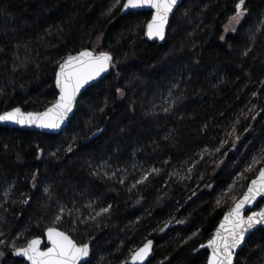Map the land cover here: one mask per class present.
<instances>
[{
	"label": "trees",
	"instance_id": "trees-1",
	"mask_svg": "<svg viewBox=\"0 0 264 264\" xmlns=\"http://www.w3.org/2000/svg\"><path fill=\"white\" fill-rule=\"evenodd\" d=\"M124 2L0 0V114L50 107L68 55L114 57L60 135L0 127V239L22 247L57 227L92 243L91 264H129L150 239L148 264H207L200 245L264 166L247 171L264 150V0H246L235 32L238 0H184L164 44L144 37L151 13L121 17ZM235 264H264V230Z\"/></svg>",
	"mask_w": 264,
	"mask_h": 264
},
{
	"label": "snow or ice",
	"instance_id": "snow-or-ice-1",
	"mask_svg": "<svg viewBox=\"0 0 264 264\" xmlns=\"http://www.w3.org/2000/svg\"><path fill=\"white\" fill-rule=\"evenodd\" d=\"M177 4L178 0H126L121 5V10L126 12L130 9L145 7L154 9L152 20L147 24L146 35L149 39L163 41L169 15ZM117 5H120V0H117ZM235 9V14L230 17L225 32L229 30L235 32L236 25H240L248 14L246 0H238ZM261 29H264V21H261L257 31ZM221 39L223 40L224 37L221 36ZM113 63L114 57L108 52L97 54L85 49L77 55H68L59 65L55 76V86L59 89L58 99L42 112H25L19 107L6 111L0 115V123H14L51 131L60 130L69 120L70 114L73 113L77 97L80 96L82 89H86L87 86L92 85L93 81L108 72L113 67ZM118 91L123 95V90L118 89ZM172 103L174 104V102ZM164 111H169V108H165ZM71 150L69 147L68 151ZM216 151H219V148ZM258 163H264V150L259 157L253 158L247 171H252ZM152 171L157 172L158 170L154 168ZM147 178L144 176L140 182L142 183ZM120 182L123 183L122 180ZM45 191L48 189L46 188ZM258 197H264V167L258 169L257 178L251 181L243 198L238 200L224 216L214 237L208 241L206 247L211 249V255L207 264H234L236 250L245 243L246 235L250 234L251 230L256 229L257 226H261V229L264 230V208L252 211L249 215L244 213L245 206L254 204ZM24 202L27 203V200ZM110 210L111 206L109 205L102 208L97 215L108 213ZM60 219L62 216L58 215L56 221L58 222ZM0 236H3L2 232H0ZM46 236L48 243L43 249L41 248L42 240L39 238L27 241L26 245L22 247L17 246L15 241L0 239V246L10 243L13 255L26 259L30 264H82V261L83 264H91V261L87 259L91 254L89 243H77L56 227L47 228ZM152 247L153 241L148 240L142 247L135 250L131 255L132 264H145L152 253ZM200 247L204 248L205 245L202 244ZM3 255L4 252L0 251V256Z\"/></svg>",
	"mask_w": 264,
	"mask_h": 264
},
{
	"label": "water",
	"instance_id": "water-1",
	"mask_svg": "<svg viewBox=\"0 0 264 264\" xmlns=\"http://www.w3.org/2000/svg\"><path fill=\"white\" fill-rule=\"evenodd\" d=\"M183 1H184V0H178V4H177L176 8H174V9H173V12L169 15L168 24H167L166 27H165V39H164L163 41H160L159 39H156V40L149 39V38L147 37V35H146V31H147V25H146V26H145V31H144V37H145V39H146L147 41L152 42V43H160V44H164V43L166 42V40H167V34H168V30H169V27H170V22H171V20H172V18H173V16H174V14L176 13L177 9L180 7V5H181V3H182ZM125 2H126V0H125ZM142 11H146V12H149V13L152 14V16H151V18H150V20H149V22H151L152 17H153V15H154V9L147 8V7H145V8H141V9H130V10L126 11V12L121 10L120 15H121V17H123V16H125L126 14H128V13H130V12H131V13H136V12H142ZM149 22H148V23H149ZM148 23H147V24H148ZM84 50H85V49H84ZM87 50L93 51V52H95V53H97V54L100 53V52L95 51V50H92V49H87ZM78 53H79V52H78ZM78 53H75V54H72V55H77ZM66 58H67V57H66ZM66 58H65V59H66ZM63 61H64V60H63ZM63 61H62V62H63ZM62 62H61V63H62ZM58 68H59V67H58ZM57 71H58V69H57ZM110 73H111V68L109 69L108 72L104 73V74H103L98 80L93 81V82H92V85L87 86L86 89H82L80 96L77 97V102H76V105H75V107H74V109H73V113L70 114L69 120L66 121L65 124H64V125L61 127V129L58 130V131H51V130H47V129H40V128H37V127L20 126V125L14 124V123H0V127H8V128H16V129H19V130L35 131V132H39V133H43V134H47V135H60V134H61V133L67 128V126L69 125L71 119L74 117V115H75V113H76V110H77L78 103H79L81 97L83 96V94H84V93H85L90 87H92V86H94L95 84H97L98 82H100L102 79H104V78H105L106 76H108ZM57 91H58V94H59V89H58V88H57ZM57 99H58V97H57ZM19 108H20V107H19ZM13 109H14V108H13ZM13 109H10V110H7V111H11V110H13ZM20 109H21L22 111H24L22 108H20ZM43 111H44V110H43ZM5 112H6V111H5ZM40 112H42V111H40ZM3 113H4V112H3ZM3 113H2V114H3ZM2 114H0V115H2ZM103 130H104V129L95 132V133L90 137V140L99 137V136L101 135V133L103 132ZM263 167H264V166H263ZM257 175H258V173H257ZM257 175H256V177H254L253 179H256V178H257ZM253 179H252V180H253ZM252 180H251V181H252ZM251 181L249 182V184H248V186H247L245 192L243 193V195H242L238 200H240V199L243 198L244 194L247 192V189H248L249 185L251 184ZM238 200H237V201H238ZM237 201H236V202H237ZM236 202H235V203H236ZM235 203H234V204H235ZM234 204H233V206H234ZM260 205H261V206H260ZM233 206H232V207H233ZM259 206H260V208H259ZM232 207H231V208H232ZM231 208H230V209L224 214V216H225V215L231 210ZM261 208H264V197H258L257 200H256V202H255L254 204H252V205H246V206H245V209H244V213H245V215H249V214H251L252 211H259ZM224 216H223V218H224ZM223 218L221 219L220 223L223 222ZM220 223L218 224L216 230L219 228ZM56 228H57V227H56ZM58 229H59V228H58ZM258 229H261V226H257L256 229L251 230V233H250V234L246 235V237H245V243H246V241L248 240V238H249L254 232H256ZM59 230H61V229H59ZM216 230L214 231V234H213L212 238L214 237ZM46 231H47V230H46ZM46 231H45L44 237H36V238H39V239L42 240V244H41V248H42V249L45 248V246H47V243H48V242H47ZM61 231H63V230H61ZM63 232H65V231H63ZM65 233H66V232H65ZM66 234H68V233H66ZM68 235H69V234H68ZM69 236H70V235H69ZM70 237H71V236H70ZM71 238H72V237H71ZM212 238H211V239H212ZM72 239H73V238H72ZM73 240H74V239H73ZM150 240L153 241L152 253H151V255L148 257V259L145 261V264H148L149 261L152 260V259L154 258V255H155V253H154V245H155V242H154V240H152V239H150ZM208 241H209V240H208ZM208 241H207L205 244H203V245H205V247H204V248H201V247H200V249H201V250H204V249L208 250V252H209V256H210V255H211V249H209V248L206 247ZM76 242H77V241H76ZM146 242H147V241H146ZM146 242H145V243H146ZM77 243H78V242H77ZM88 243L90 244V247H91V254H90V256H89L87 259H88V260H91V257H92V254H93V251H92V243H91V242H88ZM145 243H144V244H145ZM245 243H244L243 245H241V247H240L239 249L236 250V256H235V259H234V264H235V262H236L237 254H238V253L244 248ZM144 244H143V245H144ZM143 245H142V246H143ZM142 246H141V247H142ZM139 248H140V247H139ZM12 255H13V253H12ZM13 256L16 257L15 255H13ZM17 258H19V259H23V260H25L28 264H30V262H28L26 259H24V258H22V257H17ZM128 263H129V264H132V262H131V257H130ZM82 264H83V261H82Z\"/></svg>",
	"mask_w": 264,
	"mask_h": 264
},
{
	"label": "rangeland",
	"instance_id": "rangeland-1",
	"mask_svg": "<svg viewBox=\"0 0 264 264\" xmlns=\"http://www.w3.org/2000/svg\"><path fill=\"white\" fill-rule=\"evenodd\" d=\"M241 22H242V21H241ZM226 26H228V23H227ZM238 26H239V25H236V29H237ZM229 27H231V26H229ZM229 32H232V31L229 30ZM0 258H1V256H0Z\"/></svg>",
	"mask_w": 264,
	"mask_h": 264
}]
</instances>
